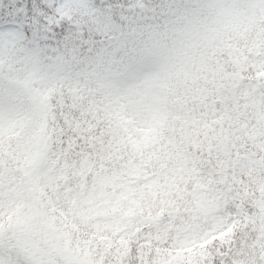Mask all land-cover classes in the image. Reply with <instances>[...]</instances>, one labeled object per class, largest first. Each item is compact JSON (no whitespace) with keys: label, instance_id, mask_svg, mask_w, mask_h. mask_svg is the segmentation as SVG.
<instances>
[{"label":"snow or ice","instance_id":"snow-or-ice-1","mask_svg":"<svg viewBox=\"0 0 264 264\" xmlns=\"http://www.w3.org/2000/svg\"><path fill=\"white\" fill-rule=\"evenodd\" d=\"M0 264H264V0H0Z\"/></svg>","mask_w":264,"mask_h":264}]
</instances>
